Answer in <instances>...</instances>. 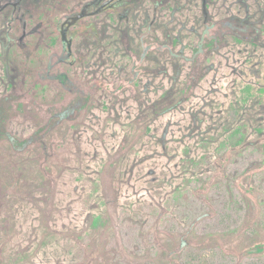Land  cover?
Wrapping results in <instances>:
<instances>
[{"label": "rangeland", "instance_id": "1", "mask_svg": "<svg viewBox=\"0 0 264 264\" xmlns=\"http://www.w3.org/2000/svg\"><path fill=\"white\" fill-rule=\"evenodd\" d=\"M95 1L0 0V264H264V0Z\"/></svg>", "mask_w": 264, "mask_h": 264}, {"label": "trees", "instance_id": "2", "mask_svg": "<svg viewBox=\"0 0 264 264\" xmlns=\"http://www.w3.org/2000/svg\"><path fill=\"white\" fill-rule=\"evenodd\" d=\"M133 1L135 0H96L93 6L85 5V7L81 8L80 10H78V12L73 14L72 17H74L75 21H77L78 19L82 18L81 17L82 15L84 16L89 15L91 11L93 13H96L98 11L117 12L118 10H121L124 7L128 8L129 7L128 5ZM151 1L155 7L160 6V0H151ZM66 22L67 21H65L64 23ZM35 138L36 136L32 135L27 139H24L21 143H23V145L31 144L35 141Z\"/></svg>", "mask_w": 264, "mask_h": 264}, {"label": "crops", "instance_id": "3", "mask_svg": "<svg viewBox=\"0 0 264 264\" xmlns=\"http://www.w3.org/2000/svg\"><path fill=\"white\" fill-rule=\"evenodd\" d=\"M241 3H244V2H241ZM243 5V4H242ZM244 6V5H243Z\"/></svg>", "mask_w": 264, "mask_h": 264}]
</instances>
